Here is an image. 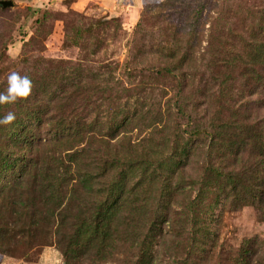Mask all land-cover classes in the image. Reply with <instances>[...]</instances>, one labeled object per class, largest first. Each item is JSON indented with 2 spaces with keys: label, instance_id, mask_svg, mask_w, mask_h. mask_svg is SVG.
<instances>
[{
  "label": "rangeland",
  "instance_id": "obj_1",
  "mask_svg": "<svg viewBox=\"0 0 264 264\" xmlns=\"http://www.w3.org/2000/svg\"><path fill=\"white\" fill-rule=\"evenodd\" d=\"M8 1L11 6L0 7V53L5 54L0 60V92L5 91L12 71L28 75L33 88L27 98L0 105V117L16 114L12 124L0 126L5 156L0 162V187L11 177L18 179L30 162L20 149L41 143L56 154L68 143H76L64 136L80 128L86 134L112 129L108 147L94 141L85 145L86 171L94 173L115 152L133 159L150 154L162 165L159 175L149 167H123L128 174L117 180L123 189L120 202H126L115 234L113 253L118 254L96 264H131L130 257L137 263V251L128 250V241L135 244L145 238L150 229L147 220H152L150 210L146 212L150 215L141 213L149 202L143 201V190L154 203L160 186L166 188L158 211L160 215L166 211L165 237L152 264H236L243 254L250 264H264V218L241 197L231 203L229 180L208 172H231L227 152L235 145L220 139L223 133L216 124L224 118L229 101L237 97L236 89L248 84L236 78L233 63L238 62L233 60L246 59L252 46L264 45V0ZM95 23L88 33L86 28ZM79 31L83 32L80 39L75 37ZM165 68L182 76L179 106L189 115L191 128L187 117L179 120L182 127L207 129L210 134L198 139L185 133L175 137L177 83ZM256 88L253 98L260 100L262 90ZM258 102L251 107L252 118L264 115ZM57 114L69 119L51 121ZM104 168L103 184L108 186L121 168L110 164ZM193 201L197 235L192 251L184 255L181 229ZM126 210L135 211L129 223L123 219ZM51 225L48 234L5 236L3 245L15 249L10 254L1 245L0 264H65L61 250L65 243H58L65 233L56 222ZM39 236H44L46 245L23 256L21 249ZM81 263L95 264L88 255Z\"/></svg>",
  "mask_w": 264,
  "mask_h": 264
},
{
  "label": "trees",
  "instance_id": "obj_2",
  "mask_svg": "<svg viewBox=\"0 0 264 264\" xmlns=\"http://www.w3.org/2000/svg\"><path fill=\"white\" fill-rule=\"evenodd\" d=\"M95 25L97 23L89 25L86 31L92 32ZM79 32L80 36L78 37L77 32L75 37L80 39L83 32ZM4 55V53H0V60H3ZM246 56H248L246 59L239 56L238 59L233 60V62H238L233 63V70L236 72L237 79L244 78L248 84L244 88L242 85L241 88L236 89L237 97L229 101L225 107L224 118L216 124V129L223 133L220 139L226 145L230 143L235 145L227 152V162L231 165V172L226 174L219 169L208 170V172L212 171L215 177L229 180L231 188L227 197L231 203L241 197L247 205H254L261 218H264V115L259 118H252L250 115L251 107L258 101L264 109V45L252 46ZM173 70L172 68L164 69L165 73L177 83L174 102L177 119L175 137L185 133L189 139H198L203 135L210 134V131L202 128H194L188 131L180 124L179 120L187 117V126L191 128L189 115L179 106L182 76L174 74ZM233 78V76H229L228 79ZM255 87L262 90L260 100L253 98L255 90L254 92L252 90ZM244 91L247 93L244 94ZM63 117L57 114L51 116L50 120L55 123H64L69 119V117ZM113 133L115 132L111 129L106 134L94 132L86 134L80 128L74 134L62 135L69 138L68 140H76V143L73 145L68 143V146L57 151L56 154H54V148L49 149L41 143L36 145L32 143L26 149H20L25 156L29 157L30 162L18 179L11 177L0 187V192H2L0 194V201H2L0 203V247L1 245L4 247V252L11 254L15 249V247H8V244L3 245L2 241L6 242L3 239L5 236L12 238L13 233H16L22 239L28 237L31 231H41L48 234L51 224L56 222L59 225L58 229H62L65 233V236L59 237L58 240L59 245L65 243V247L61 249L65 264H79L85 255L90 256L95 264L115 259L118 252L113 253V249L119 224L118 216L124 207L123 204L126 203L120 202L119 196H121L123 189L117 181L125 178L128 174L123 172V167L126 170L137 167V165L149 167L152 173L159 175L162 164L150 154L141 153L139 157L133 159L126 154L115 152L111 157L106 158L101 165L102 167L98 166L94 173L86 171L82 163L85 145L94 141L102 144L107 143L106 146L108 147L109 143L112 142L109 139H112L110 136H113ZM124 139L122 137L120 141ZM65 143H67L66 140ZM3 156L0 149L1 163L5 158ZM105 164L121 168L116 175L117 178L111 179L108 186L103 184L106 174ZM206 171L202 173V179L205 178L204 184L208 176H206ZM165 190V187L160 186L159 198L154 203L150 199L151 194L147 190H143V201L149 199V202L146 209L141 213L150 210L151 215L150 213L145 215H150L152 220H147L150 229L145 238L138 240L135 244L131 240L128 241V250L136 249L135 254L138 256L136 258L137 263L131 261L132 258L130 257L131 264H152L156 248L160 245L162 238L165 237L163 223H165L166 211L163 215L158 214L160 204L166 196L163 194ZM151 203L153 204L152 210L150 208ZM194 204L195 201L191 202V215L181 229V234L186 243L184 255L189 254V250L192 251L193 240L197 235V230H195L197 215L194 212V207H192ZM126 211L129 213L123 219L127 218L125 221L129 223L133 219L135 211ZM13 237L15 238V236ZM42 237L39 236L35 243L28 242L26 248L20 251L22 255L28 256L29 250L42 248L46 245L42 242ZM20 239L15 241L18 243ZM9 246H11L10 243ZM236 264H250V262H248V257L243 254L237 259Z\"/></svg>",
  "mask_w": 264,
  "mask_h": 264
},
{
  "label": "clouds",
  "instance_id": "obj_3",
  "mask_svg": "<svg viewBox=\"0 0 264 264\" xmlns=\"http://www.w3.org/2000/svg\"><path fill=\"white\" fill-rule=\"evenodd\" d=\"M7 87L0 92V105L15 104L27 98L32 91L33 83L28 75H21L20 72L12 71L7 76ZM16 120L14 112H8L0 117V126L12 124Z\"/></svg>",
  "mask_w": 264,
  "mask_h": 264
},
{
  "label": "water",
  "instance_id": "obj_4",
  "mask_svg": "<svg viewBox=\"0 0 264 264\" xmlns=\"http://www.w3.org/2000/svg\"><path fill=\"white\" fill-rule=\"evenodd\" d=\"M12 2L8 0H0V6L1 7H8L11 6Z\"/></svg>",
  "mask_w": 264,
  "mask_h": 264
}]
</instances>
